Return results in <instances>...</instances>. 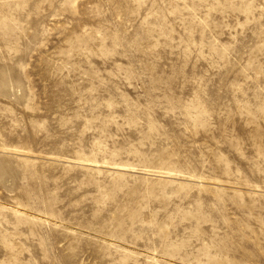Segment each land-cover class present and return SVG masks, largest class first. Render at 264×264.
I'll return each instance as SVG.
<instances>
[{"label": "rangeland", "instance_id": "obj_1", "mask_svg": "<svg viewBox=\"0 0 264 264\" xmlns=\"http://www.w3.org/2000/svg\"><path fill=\"white\" fill-rule=\"evenodd\" d=\"M0 264H264V0H0Z\"/></svg>", "mask_w": 264, "mask_h": 264}]
</instances>
